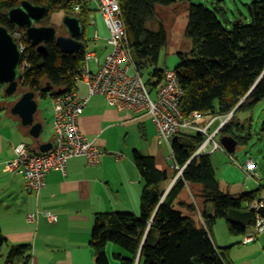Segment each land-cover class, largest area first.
<instances>
[{"label":"trees","instance_id":"16d2710c","mask_svg":"<svg viewBox=\"0 0 264 264\" xmlns=\"http://www.w3.org/2000/svg\"><path fill=\"white\" fill-rule=\"evenodd\" d=\"M22 1L0 0V26L6 27L24 46L23 62L28 67L20 82L21 93L26 89L43 99L73 91L88 53L86 31L92 10L87 1L76 11L77 0H28L49 8L41 24L56 27L59 35L67 34L62 23L64 16L79 17L83 26L84 33L79 38L84 43L82 49L64 53L51 41L44 54L32 46L24 28H16L8 21V10ZM223 3L224 0L213 3L210 9L191 0H120V7L137 70L143 77V72L152 69L144 80L152 93L164 79L167 68L158 64L161 51L170 44V33L159 9H185L184 35L193 46L188 52L177 53L179 63L173 69L184 90L182 114L188 118L199 112L205 120L231 116L217 137L233 138L237 150L250 136L239 134L243 123L238 114L252 111L264 99V0L246 5L248 15L237 21L228 19ZM194 133L187 136L186 144L177 136L173 139V165L163 158L134 151L135 165L145 183L140 215L129 212L95 215L90 246L96 264H110L107 256L110 243L127 252L126 258L114 254L121 264H234L230 248L217 246L210 229L218 219H224L230 235L246 236L248 228L255 227V213L250 225L242 226L228 221V212L245 211L254 201H261L263 186L239 195L223 192L211 154H196L205 136ZM188 189L191 199L186 195ZM199 204L203 208L198 216ZM6 243L0 229V250ZM23 256L30 260L29 245L12 247L6 261L11 263Z\"/></svg>","mask_w":264,"mask_h":264},{"label":"crops","instance_id":"0c3cea01","mask_svg":"<svg viewBox=\"0 0 264 264\" xmlns=\"http://www.w3.org/2000/svg\"><path fill=\"white\" fill-rule=\"evenodd\" d=\"M87 6L92 10L91 23L96 26L94 17L100 13L98 2L88 0ZM101 38L99 31L95 30L96 44L90 52L98 58H92L87 64L92 73L99 70L109 54L105 58L98 55L97 46L103 44ZM74 91L85 97L88 86L84 81H78ZM22 94H17L13 100L0 101V229L7 239L0 250V264H92L94 260L96 262L90 246L95 215L106 212L140 213L145 183L135 165L134 151L162 159L157 147L165 145L158 144L156 126L151 117L135 118L109 106L104 96H93L80 118V129L84 137L100 149L99 163L91 165L84 156L68 159L65 172L54 170L47 174L46 186L37 197L27 191L24 177L18 171L9 170L7 164L16 157L15 147L20 144L37 152L43 145L54 144L55 97L50 96V114L46 117L39 104L41 97L36 95L38 111L34 122L42 125V131L35 138L30 133L31 126H24L20 117L11 111ZM219 122L216 120L215 123ZM186 195L189 199L193 198L189 189ZM37 212L38 220L29 222L28 215ZM47 212L55 215L57 221L50 222L45 216ZM218 228L221 233L218 237L212 231L216 245L219 241L221 245L232 244L233 239L227 237L225 227L220 225ZM244 239L245 236L237 242L247 246ZM19 245L30 246V260L23 256L7 263L10 249Z\"/></svg>","mask_w":264,"mask_h":264},{"label":"built area","instance_id":"2783aa9c","mask_svg":"<svg viewBox=\"0 0 264 264\" xmlns=\"http://www.w3.org/2000/svg\"><path fill=\"white\" fill-rule=\"evenodd\" d=\"M86 1L88 0H77L75 10L79 11L82 3ZM96 1L99 12L110 31L107 42L111 46V52L107 55L104 64L95 73L88 70L87 64L92 58L98 57L92 52L87 53L83 72L78 80L87 84L88 95L81 97L73 90L55 97V141L51 149L47 152H33L27 145L20 144L15 147L16 157L7 164L9 170L18 171L24 177L27 191L37 197L46 186L47 174L54 170L65 172L68 159L84 156L91 165L99 163L100 149L95 143L85 138L80 129V118L88 101L93 96H104L109 106L118 111L127 112L135 118L151 117L156 126V139L159 145L168 146L170 140L178 136V133L183 130L195 132L196 130H203V135L209 138V126L203 129L198 123L203 118L201 113L194 112L185 118L182 112H178L177 99H183L184 90L183 88H175L171 79V69L166 70L164 79L153 93L149 90L135 66L128 46L120 0ZM21 48L24 52V46L21 45ZM27 67L26 62H22V72ZM222 123L224 125L225 121ZM203 145L196 154H208ZM211 150L212 152L225 151L217 143H213ZM169 159H171L170 156L166 158V160ZM241 168L249 178L254 180L257 186H263L264 190V185L261 184L260 178L255 172V163L251 158ZM258 206L264 207V195L258 202ZM45 216L50 222L57 221V217L49 212ZM38 218L39 212L28 215L29 222H36ZM255 221V234L264 233V219L256 213ZM254 240V236H245L244 244Z\"/></svg>","mask_w":264,"mask_h":264},{"label":"rangeland","instance_id":"374dc122","mask_svg":"<svg viewBox=\"0 0 264 264\" xmlns=\"http://www.w3.org/2000/svg\"><path fill=\"white\" fill-rule=\"evenodd\" d=\"M192 3L204 4L208 8H213L216 2L221 0H191ZM253 0H224V7L227 10V17L230 20L237 21L243 19V17L248 15L247 6ZM159 14L161 19L165 22L166 27L170 33V44L166 46L160 53V59L158 67L174 69L178 63V52H188L192 49V41L184 35V26L186 23V14L185 10L182 7H177V9H159ZM96 26H93L92 23L88 27V36H87V47L88 52L93 51L95 47L94 41V32L98 30L100 33L102 46L98 45V55L100 58H105V56L111 52V46L108 45L107 39L110 36L109 28L100 13H97L96 17ZM57 24L61 23L60 17L56 18ZM60 28V26H59ZM107 47L106 51L103 53L102 49ZM152 70V69H150ZM149 70V71H150ZM143 72V79L147 80L148 72ZM21 86L18 88L17 94L21 93ZM24 91L27 92L26 89ZM29 91V90H28ZM17 94L13 96L5 95V87L0 86V101L4 100H13L17 98ZM51 102V97L45 99H39V104L46 117H49L50 109L49 105ZM240 122L243 123V130L240 131V135L246 136L250 135L245 141V144L239 146L236 152L226 153L225 151L212 152L213 143L220 142L221 138L217 137L220 129L228 122L229 117L221 118L219 123H215L216 120H205L204 116L198 122L201 128L208 129L209 138H205V142L202 144L205 151L208 154H211L212 164L216 171V177L219 181L220 188L223 192L231 195H239L240 193L251 191L257 187L256 183L252 178H249L246 172L241 168L246 165L248 159H252L255 163V171L258 173L260 179L262 180L261 184L264 185V130L262 126L264 124V99L257 104V106L252 111H243L238 114ZM215 119V118H213ZM217 119V118H216ZM227 120V121H226ZM223 121L225 124L222 125ZM193 130H183L179 136L180 141L183 144L189 142L188 134H195ZM184 133V134H183ZM201 145V146H202ZM158 152L162 155L163 159L167 162L168 165H173L172 159L166 160L167 157L171 155V151L166 146L157 147ZM212 153H214L212 155ZM146 155V154H145ZM203 206L199 204V213L201 212ZM137 216L139 214H135ZM224 226L227 230V237L233 239L232 244L221 245L220 241L217 246L219 247H229L230 259L234 264H264V233L255 234L254 228L250 226L246 236H254L255 240L248 245H243L237 240L244 237L242 235H230L226 221L224 219H218L214 226L210 229V234L212 237V231L217 235H221L219 231V226ZM236 238V239H235ZM213 239V237H212ZM214 241V239H213ZM215 242V241H214ZM114 254H121L122 257L126 258L127 252L120 246L110 243L107 247V256L110 264H121V261L114 257ZM92 264H96L95 260Z\"/></svg>","mask_w":264,"mask_h":264},{"label":"water","instance_id":"95a60500","mask_svg":"<svg viewBox=\"0 0 264 264\" xmlns=\"http://www.w3.org/2000/svg\"><path fill=\"white\" fill-rule=\"evenodd\" d=\"M49 14L46 5H36L31 1L24 0L18 6L8 10L7 18L10 24L16 28H25L26 35L37 52L44 54L47 52V43L55 41L64 53H75L84 47V43L79 38L84 33L79 17L68 15L62 18V23L66 29V35H59L54 26L42 25ZM23 62V50L18 38L6 27L0 26V86H5L7 96L15 95L19 84L23 80L21 65ZM12 113L18 115L24 126H31V135L38 138L42 131V125L35 123V114L38 111V101L36 93L27 91L21 95L14 104ZM228 153H234L237 142L230 137H223L220 140ZM52 144L40 147V152L50 150ZM33 152H37L34 150ZM257 213L264 219V207L258 206V201H254L249 210L241 211L231 209L228 212V221L248 226L252 220V214Z\"/></svg>","mask_w":264,"mask_h":264},{"label":"bare ground","instance_id":"6f19581e","mask_svg":"<svg viewBox=\"0 0 264 264\" xmlns=\"http://www.w3.org/2000/svg\"><path fill=\"white\" fill-rule=\"evenodd\" d=\"M22 72V71H21ZM23 73V72H22ZM171 79H172V81H173V83L175 84V88H182V86H181V84H180V82H179V80H178V77H177V74H176V72L173 70V69H171ZM78 80V79H77ZM79 81V80H78ZM21 85L19 84V87H20ZM26 92V91H25ZM24 92V93H25ZM37 95V94H36ZM181 101H182V99H177V110H178V112H182L181 111V107H180V103H181ZM196 132H198V133H200V134H202L203 135V130H196ZM180 133H178V135H179ZM204 136V135H203ZM206 138V137H205ZM172 141H173V139H171L170 140V142L168 143V146H167V148L171 151V155H170V158L171 159H173V151H172ZM218 144L222 147V148H225L222 144H221V142H218ZM49 151V150H48ZM47 152V151H46ZM173 161V160H172Z\"/></svg>","mask_w":264,"mask_h":264},{"label":"flooded vegetation","instance_id":"af4514ba","mask_svg":"<svg viewBox=\"0 0 264 264\" xmlns=\"http://www.w3.org/2000/svg\"><path fill=\"white\" fill-rule=\"evenodd\" d=\"M25 29V28H24ZM26 30V29H25Z\"/></svg>","mask_w":264,"mask_h":264}]
</instances>
